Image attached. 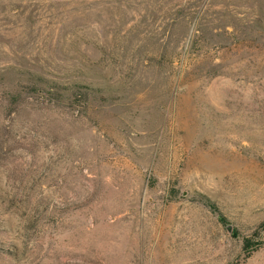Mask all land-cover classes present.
Here are the masks:
<instances>
[{
  "label": "rangeland",
  "instance_id": "374dc122",
  "mask_svg": "<svg viewBox=\"0 0 264 264\" xmlns=\"http://www.w3.org/2000/svg\"><path fill=\"white\" fill-rule=\"evenodd\" d=\"M0 264H264V0H0Z\"/></svg>",
  "mask_w": 264,
  "mask_h": 264
},
{
  "label": "trees",
  "instance_id": "16d2710c",
  "mask_svg": "<svg viewBox=\"0 0 264 264\" xmlns=\"http://www.w3.org/2000/svg\"><path fill=\"white\" fill-rule=\"evenodd\" d=\"M219 222H220L221 224H223L227 230H229V226L227 225L226 220H224L223 218H220V219H219ZM247 248H248V246L245 244V246H244V250H246Z\"/></svg>",
  "mask_w": 264,
  "mask_h": 264
}]
</instances>
